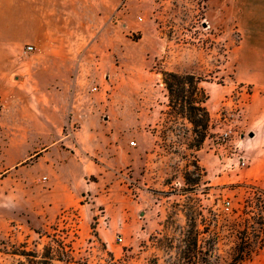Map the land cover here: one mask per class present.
Listing matches in <instances>:
<instances>
[{
    "label": "rangeland",
    "instance_id": "1",
    "mask_svg": "<svg viewBox=\"0 0 264 264\" xmlns=\"http://www.w3.org/2000/svg\"><path fill=\"white\" fill-rule=\"evenodd\" d=\"M209 5V0H150L135 6L138 17L155 21L162 53L143 56L146 42H136L141 33L123 28L125 52L104 56V70L99 58L90 62L100 71L90 75L89 83L109 78L106 92L115 91L117 97L114 102L83 103L74 126L81 127L90 112H102L111 116L109 128L117 132L105 128L110 136L98 140L89 130L84 137L90 150L98 145L110 151L113 143L115 149L155 146L149 155L139 153L136 173L130 164L122 168L124 182L139 184L149 196L139 208L120 196L130 192L126 186L110 191L100 186L99 192L89 190L82 204L52 212L49 181L37 156L54 141L70 146L69 125L57 126L63 112L74 114L75 104L39 102L41 90L28 80L26 60L32 54L18 59L0 87V264H230L240 230L247 229L246 240L261 242L258 221H264V201L257 205L254 192L264 189V178L252 169L263 151L243 146L241 140L254 127L248 118L252 98L264 92V71L249 63L254 66L264 57L238 52L240 32L219 21ZM110 61L114 69L105 67ZM162 70L200 76L210 95L212 135L199 150L189 146L192 125L168 114ZM3 123L10 129L3 130ZM48 124L56 128L48 129ZM198 160L204 171L198 170ZM88 179L100 180L97 175ZM226 201L231 202L229 212ZM141 210H150V220L139 221ZM198 230L205 246L201 258ZM237 264H264V247Z\"/></svg>",
    "mask_w": 264,
    "mask_h": 264
},
{
    "label": "crops",
    "instance_id": "2",
    "mask_svg": "<svg viewBox=\"0 0 264 264\" xmlns=\"http://www.w3.org/2000/svg\"><path fill=\"white\" fill-rule=\"evenodd\" d=\"M149 1L0 0V87L9 81V74L18 59L23 60L24 54L31 53L29 60H26L30 75L28 80L39 88V93L41 90L40 94H34L38 101L75 104L74 114H70V109L63 112V123L57 126L62 128L64 123L69 125L70 130L66 136H72L70 146H57V141H54L41 148L37 156L41 172L49 181L48 206L54 213L82 204L83 198L90 194L89 190L99 192L100 186H104L102 188L106 191L126 186L130 192H121L120 196L131 198L138 208L142 205V199L149 197L139 184L129 186L124 182L122 168L125 164H130L136 173L141 160L139 153L146 151L149 155L155 146H146L145 150L143 146H118L115 149L113 143L111 152L109 148L103 151L98 145L90 150L84 137L89 130L98 140L103 134H108L104 129L109 128L111 116L102 112H90L87 118L81 119V127L74 126L83 103L86 104L89 100L96 103L115 101L116 92H106L109 78L106 82L89 83L90 75L100 71L99 68L93 69L90 62L92 57L99 58L100 67L104 70V56L113 58L125 52L128 38L123 28L141 33L142 37L136 42H146L143 56L149 54L154 57L164 50V45L160 44L163 38L158 34L155 21L148 16L138 17V12L134 9L135 6L148 5ZM209 3L219 21L233 24L240 32L242 42L238 52L245 56L253 54L264 57V0H209ZM27 45H33L31 52H25ZM244 61L247 62V59ZM249 65L252 69L264 71V59L254 66ZM113 66L112 61L105 65L107 69H114ZM261 82L264 85V80ZM90 90L93 91L91 95ZM262 104L264 105V92L259 98L256 95L252 98V111L248 118L254 123V127L248 130V138L241 140L243 146H256L263 151V156L252 169V173H259L260 178H264ZM4 125L5 123L3 130L10 129ZM55 128V125L48 124V129ZM108 130L109 133L117 132L113 128ZM107 171V179L110 180L105 179ZM92 175H97L100 180L89 182L88 176ZM94 195L95 198H100L97 194ZM136 206L133 205V208L136 209ZM150 213V210H141L139 221L150 220Z\"/></svg>",
    "mask_w": 264,
    "mask_h": 264
},
{
    "label": "trees",
    "instance_id": "3",
    "mask_svg": "<svg viewBox=\"0 0 264 264\" xmlns=\"http://www.w3.org/2000/svg\"><path fill=\"white\" fill-rule=\"evenodd\" d=\"M163 83L168 92L170 111L168 114L178 115L183 120L192 125L190 130L192 141L189 146H195L198 150L203 146L206 139L212 135L211 132V113L207 107L210 98L207 90L201 85L202 78L194 73H179L175 71L162 70ZM188 132V131H187ZM198 170L201 168L198 160ZM257 196V205L264 201V189L256 188L254 192ZM262 206V205H260ZM261 225L260 233L262 240L259 244H253L249 240L246 228L240 230V242L235 245L236 256L232 263L237 264L241 261L250 259L254 253H258L264 247V221H258ZM236 227V224H234ZM200 234L198 230V258L204 254V245L200 244ZM259 237V235H256ZM212 249V244H211ZM37 264H40L37 262Z\"/></svg>",
    "mask_w": 264,
    "mask_h": 264
},
{
    "label": "built area",
    "instance_id": "4",
    "mask_svg": "<svg viewBox=\"0 0 264 264\" xmlns=\"http://www.w3.org/2000/svg\"><path fill=\"white\" fill-rule=\"evenodd\" d=\"M33 45H28L27 47H26V49H25V52H29L30 50H33ZM244 160V159H243ZM244 162V161H243ZM231 208H232V206H231V202L230 201H226L225 203H224V209L227 211V212H229V211H231ZM120 240H122V238L120 237Z\"/></svg>",
    "mask_w": 264,
    "mask_h": 264
},
{
    "label": "water",
    "instance_id": "5",
    "mask_svg": "<svg viewBox=\"0 0 264 264\" xmlns=\"http://www.w3.org/2000/svg\"><path fill=\"white\" fill-rule=\"evenodd\" d=\"M250 135L253 136V133H251Z\"/></svg>",
    "mask_w": 264,
    "mask_h": 264
}]
</instances>
